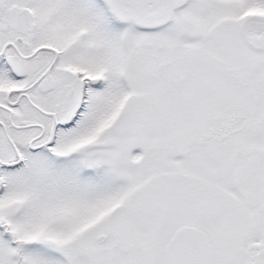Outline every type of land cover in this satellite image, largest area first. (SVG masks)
<instances>
[{"label": "snow or ice", "instance_id": "1", "mask_svg": "<svg viewBox=\"0 0 264 264\" xmlns=\"http://www.w3.org/2000/svg\"><path fill=\"white\" fill-rule=\"evenodd\" d=\"M0 264H264V0H0Z\"/></svg>", "mask_w": 264, "mask_h": 264}]
</instances>
